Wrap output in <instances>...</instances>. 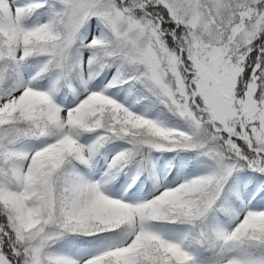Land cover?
I'll use <instances>...</instances> for the list:
<instances>
[{"label":"snow or ice","instance_id":"6c2138e0","mask_svg":"<svg viewBox=\"0 0 264 264\" xmlns=\"http://www.w3.org/2000/svg\"><path fill=\"white\" fill-rule=\"evenodd\" d=\"M0 264H264V0H0Z\"/></svg>","mask_w":264,"mask_h":264}]
</instances>
